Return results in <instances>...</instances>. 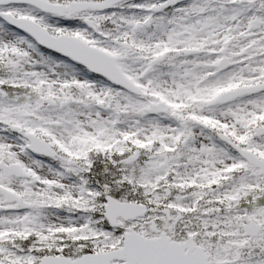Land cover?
Returning <instances> with one entry per match:
<instances>
[{"label":"snow or ice","instance_id":"6c2138e0","mask_svg":"<svg viewBox=\"0 0 264 264\" xmlns=\"http://www.w3.org/2000/svg\"><path fill=\"white\" fill-rule=\"evenodd\" d=\"M0 264H264V0H0Z\"/></svg>","mask_w":264,"mask_h":264}]
</instances>
